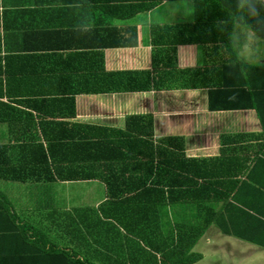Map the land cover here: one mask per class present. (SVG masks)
Returning a JSON list of instances; mask_svg holds the SVG:
<instances>
[{
    "label": "crops",
    "instance_id": "0c3cea01",
    "mask_svg": "<svg viewBox=\"0 0 264 264\" xmlns=\"http://www.w3.org/2000/svg\"><path fill=\"white\" fill-rule=\"evenodd\" d=\"M101 6L98 0H0V146L17 165L47 143L54 164L105 179H0V196L11 207L0 213V226L13 223L10 216L19 227L42 224L0 233V264H182L176 239L197 231L191 252L199 259L192 264H264V248L235 235L259 238L264 231L227 212L228 171L241 203L232 204L264 213V166L249 172L241 166L249 155L264 158V141L251 137L261 125L250 91L208 87L214 52L201 44L170 45L176 67L203 74L198 88L92 91L88 80L103 73L150 72L152 27L193 19L189 1L162 2L131 17L125 8ZM231 43L240 62L264 63L262 50L254 59L253 49ZM65 143H79V152L62 153ZM170 152L184 160L172 186ZM200 159L213 162L204 168ZM227 159L236 162L227 167ZM203 173L207 190H201ZM168 188L177 198L166 199Z\"/></svg>",
    "mask_w": 264,
    "mask_h": 264
},
{
    "label": "trees",
    "instance_id": "16d2710c",
    "mask_svg": "<svg viewBox=\"0 0 264 264\" xmlns=\"http://www.w3.org/2000/svg\"><path fill=\"white\" fill-rule=\"evenodd\" d=\"M103 6L114 5L115 9L125 8L124 14L126 17H131L135 14L146 12L155 8L162 2L173 1H189L192 3L191 22L178 23L168 26H155L151 30V38L153 43L152 55V70L150 71H119L111 73H103L88 80L92 91L105 92H145L149 89H195L201 86L197 81L198 76L203 75L199 69H180L176 67L174 55H172V47L177 45H192L201 44L212 49L214 57L210 59V81L208 87H219L234 89L245 95V92L250 91L252 97H248L251 109L255 110L261 125V133L252 135V138H257L260 143L264 141V63L259 65H247L240 62L233 50L231 43V33L235 25L243 26L252 31L257 38L264 41V3L260 0H98ZM251 5V9H249ZM164 44L166 48H160ZM160 48V49H159ZM175 49H173L174 51ZM227 53V61L223 60V53ZM213 65V66H212ZM257 92V95H256ZM67 101V100H65ZM248 105V104H247ZM247 105H239L237 108L244 109ZM144 128L136 130V135L143 136ZM150 131H147L149 134ZM243 138L244 136H238ZM38 154L34 157H28L18 161L17 165L11 163L9 150L7 147L0 146V179L21 182V183H47L55 179L60 181H81L88 179H102L95 173H85L84 169L54 164L52 159L54 152L52 146L46 143V150L42 149V145L38 144ZM263 145H259V148ZM79 143H68L60 146L63 153L65 150H70L77 154L79 152ZM247 149V147H243ZM264 149V148H263ZM259 150V149H258ZM40 152V154H39ZM48 154V157H47ZM259 153L249 155L251 159L247 161V166L241 164L244 170L248 172L258 166H264V158L258 156ZM169 162H166L168 170V185H175L178 180L173 171L182 170L183 156L177 155L175 152H170L167 155ZM51 159V165L48 161ZM180 159L182 161H180ZM193 159L187 160V164H191ZM196 162L207 168L211 159H200ZM235 159H227V167L233 165ZM243 161H241L242 163ZM230 173L227 171V212L235 219L241 220L245 216L252 221V226L258 224L260 230L264 231V213L248 208L234 206L232 203L240 204V201L235 196L237 188L235 182H228ZM203 180L201 190L208 188L205 181L208 180L207 173L200 175ZM221 179V175L219 176ZM219 179H216L219 180ZM249 182V181H248ZM250 182H252L250 180ZM249 182V183H250ZM246 183V182H242ZM219 184H216L218 186ZM250 185V184H249ZM256 191H261L260 184L254 183ZM207 190V189H205ZM166 199L171 201L177 198V192L168 188ZM164 200L165 197L163 196ZM230 200V202H229ZM11 210L3 196H0V213ZM0 220H3L0 217ZM13 223L0 226V233L5 231H26V230H41L30 223L24 222L21 227L16 222L15 217H8ZM44 228L48 229L46 224ZM221 227V232L224 234V229ZM201 231V230H200ZM203 231V230H202ZM197 231L196 237L192 239H176V249L180 250L182 264H192L199 259V255L191 252L196 244L201 232ZM227 234L232 232L227 230ZM240 240L251 243L253 245L264 248V236L259 238L255 236H242L235 233ZM107 256H103L106 259ZM109 259V258H107ZM85 261V260H84ZM109 261V260H108ZM87 262V261H85ZM90 262V261H89Z\"/></svg>",
    "mask_w": 264,
    "mask_h": 264
},
{
    "label": "rangeland",
    "instance_id": "374dc122",
    "mask_svg": "<svg viewBox=\"0 0 264 264\" xmlns=\"http://www.w3.org/2000/svg\"><path fill=\"white\" fill-rule=\"evenodd\" d=\"M231 39L234 46L243 48L246 45L245 46L247 47L246 49H253L255 51L254 59L259 58L260 50H262L264 57V41L258 39L257 36L249 29L243 26L242 27L235 26L232 31ZM256 44H258V47H256ZM199 247H202V244ZM209 249H211V246ZM253 260L254 257L249 258V261H253Z\"/></svg>",
    "mask_w": 264,
    "mask_h": 264
},
{
    "label": "clouds",
    "instance_id": "9594fccd",
    "mask_svg": "<svg viewBox=\"0 0 264 264\" xmlns=\"http://www.w3.org/2000/svg\"><path fill=\"white\" fill-rule=\"evenodd\" d=\"M249 9H251V5H249Z\"/></svg>",
    "mask_w": 264,
    "mask_h": 264
},
{
    "label": "water",
    "instance_id": "95a60500",
    "mask_svg": "<svg viewBox=\"0 0 264 264\" xmlns=\"http://www.w3.org/2000/svg\"><path fill=\"white\" fill-rule=\"evenodd\" d=\"M260 1L264 3V0H260Z\"/></svg>",
    "mask_w": 264,
    "mask_h": 264
}]
</instances>
